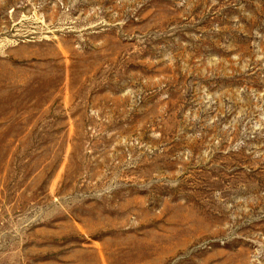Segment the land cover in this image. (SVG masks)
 <instances>
[{"label": "rangeland", "instance_id": "rangeland-1", "mask_svg": "<svg viewBox=\"0 0 264 264\" xmlns=\"http://www.w3.org/2000/svg\"><path fill=\"white\" fill-rule=\"evenodd\" d=\"M0 264H264V0H0Z\"/></svg>", "mask_w": 264, "mask_h": 264}]
</instances>
